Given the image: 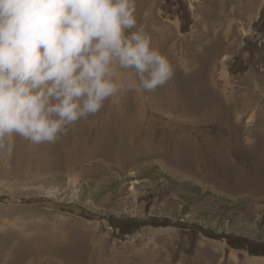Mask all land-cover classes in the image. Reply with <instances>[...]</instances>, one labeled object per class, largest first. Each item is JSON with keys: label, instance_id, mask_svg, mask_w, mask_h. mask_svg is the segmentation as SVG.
I'll return each mask as SVG.
<instances>
[{"label": "rangeland", "instance_id": "1", "mask_svg": "<svg viewBox=\"0 0 264 264\" xmlns=\"http://www.w3.org/2000/svg\"><path fill=\"white\" fill-rule=\"evenodd\" d=\"M135 15L173 76L54 143L5 142L0 264H264V0Z\"/></svg>", "mask_w": 264, "mask_h": 264}, {"label": "clouds", "instance_id": "2", "mask_svg": "<svg viewBox=\"0 0 264 264\" xmlns=\"http://www.w3.org/2000/svg\"><path fill=\"white\" fill-rule=\"evenodd\" d=\"M174 71L138 25L135 0H0V148L14 137L54 143L119 94L155 90Z\"/></svg>", "mask_w": 264, "mask_h": 264}, {"label": "bare ground", "instance_id": "3", "mask_svg": "<svg viewBox=\"0 0 264 264\" xmlns=\"http://www.w3.org/2000/svg\"><path fill=\"white\" fill-rule=\"evenodd\" d=\"M207 152V151H206ZM201 155V154H200Z\"/></svg>", "mask_w": 264, "mask_h": 264}]
</instances>
